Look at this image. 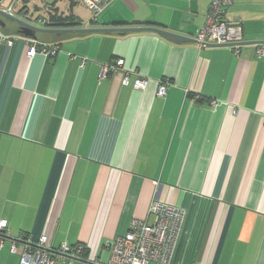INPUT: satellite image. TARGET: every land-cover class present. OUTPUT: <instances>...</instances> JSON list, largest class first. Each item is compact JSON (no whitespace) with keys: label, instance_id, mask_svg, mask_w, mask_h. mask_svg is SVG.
<instances>
[{"label":"crops","instance_id":"obj_1","mask_svg":"<svg viewBox=\"0 0 264 264\" xmlns=\"http://www.w3.org/2000/svg\"><path fill=\"white\" fill-rule=\"evenodd\" d=\"M210 2L115 0L91 27L193 38ZM15 9L42 29L84 28L92 16L80 0H17ZM1 18L2 34L20 36L0 42V220L13 235L47 233L54 247L107 260V243L133 219L151 222V204L164 202L183 213L169 264H264V55L255 45H264V0L227 7L243 29L239 52L153 31H31L60 51L29 56L27 31ZM11 243L0 245V264H19Z\"/></svg>","mask_w":264,"mask_h":264},{"label":"built area","instance_id":"obj_2","mask_svg":"<svg viewBox=\"0 0 264 264\" xmlns=\"http://www.w3.org/2000/svg\"><path fill=\"white\" fill-rule=\"evenodd\" d=\"M17 0H0V10L10 16L18 17L15 9ZM115 0H80L92 13L90 20L84 24L86 28L97 23L98 16ZM234 0H211L206 14L205 24L199 28L194 40L200 49L211 47L213 44H221L227 48L240 51L243 46L244 35L242 26L238 23H231L226 18L227 7L232 5ZM25 13V12H24ZM24 14L22 15V17ZM21 18V17H19ZM39 23L47 24L46 18H39ZM20 36L4 35L0 30V42L14 44ZM26 54L35 56L38 53L46 58L56 56L59 45L38 38L21 37ZM257 55H264V45L257 43ZM118 65H124V59L118 60ZM128 82V79L125 80ZM145 80L136 82L137 88H143ZM169 81L160 82L158 93L162 96L166 94ZM149 213L153 219H133L129 229L124 235H117L107 243L109 250L108 259L97 257L88 252L86 247L73 246L68 242L61 243L54 247L51 238L47 233H42L34 237L25 233L13 235L8 225V220H0V245L6 239L12 241L10 251L20 255L19 264H59L61 260H68V264H73L75 260H81L84 264H169L174 252L178 238L180 224L183 213L178 208L164 202L151 204ZM22 244L23 249L18 244Z\"/></svg>","mask_w":264,"mask_h":264},{"label":"water","instance_id":"obj_3","mask_svg":"<svg viewBox=\"0 0 264 264\" xmlns=\"http://www.w3.org/2000/svg\"><path fill=\"white\" fill-rule=\"evenodd\" d=\"M1 17H5L7 19L12 20L13 22H16L19 25V28L22 32H26L23 36L30 35L31 31H40V32H46V33H62V32H72V33H109V32H118L119 35H125L128 32H144V31H153L156 32L162 36H165L167 38H172L176 42L179 43H187V42H193L194 39L190 38L188 36L182 35L175 31L166 30L163 28H159L156 26H143V27H92V28H77V29H42L35 27L28 23L26 20L16 17V16H10L6 14L5 12L0 10V24H3V20ZM33 38H37V36H33ZM245 44L246 42H242ZM212 46H224L221 44H213Z\"/></svg>","mask_w":264,"mask_h":264},{"label":"trees","instance_id":"obj_4","mask_svg":"<svg viewBox=\"0 0 264 264\" xmlns=\"http://www.w3.org/2000/svg\"><path fill=\"white\" fill-rule=\"evenodd\" d=\"M48 21V20H47ZM84 34H90V33H84ZM105 34H119L118 32H109V33H105ZM127 34V33H126ZM52 43H54V42H52ZM56 43V42H55ZM56 44H58V43H56Z\"/></svg>","mask_w":264,"mask_h":264},{"label":"rangeland","instance_id":"obj_5","mask_svg":"<svg viewBox=\"0 0 264 264\" xmlns=\"http://www.w3.org/2000/svg\"><path fill=\"white\" fill-rule=\"evenodd\" d=\"M65 4H66V2H63V3H62V6H64ZM80 8L84 9L83 7H80ZM5 20H6V19H5ZM11 23H12V22H11ZM12 24H13V23H12ZM152 264H157V262L153 261Z\"/></svg>","mask_w":264,"mask_h":264},{"label":"clouds","instance_id":"obj_6","mask_svg":"<svg viewBox=\"0 0 264 264\" xmlns=\"http://www.w3.org/2000/svg\"><path fill=\"white\" fill-rule=\"evenodd\" d=\"M29 23V22H28ZM31 24V23H30ZM32 25V24H31ZM83 28V27H82ZM84 28H86V27H84ZM89 28H92V27H89ZM22 37H25V36H22ZM26 38H28V37H26ZM31 38H33V37H31ZM195 41V40H194ZM183 219V218H182ZM180 226H181V224H180ZM179 231H180V229H179Z\"/></svg>","mask_w":264,"mask_h":264}]
</instances>
